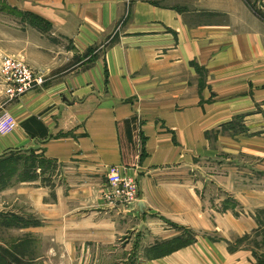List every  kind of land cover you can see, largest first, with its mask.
I'll return each instance as SVG.
<instances>
[{"label":"crops","instance_id":"obj_1","mask_svg":"<svg viewBox=\"0 0 264 264\" xmlns=\"http://www.w3.org/2000/svg\"><path fill=\"white\" fill-rule=\"evenodd\" d=\"M236 9L249 20L208 21L223 0L194 13L0 0V62L46 77L14 102L0 86V117L17 123L0 157L48 161L13 182L9 203L39 222L25 230L50 242L54 264H264V22ZM112 166L138 179L136 204L104 198Z\"/></svg>","mask_w":264,"mask_h":264},{"label":"rangeland","instance_id":"obj_2","mask_svg":"<svg viewBox=\"0 0 264 264\" xmlns=\"http://www.w3.org/2000/svg\"><path fill=\"white\" fill-rule=\"evenodd\" d=\"M151 2L158 6H179L191 10L193 13L199 9L206 7H215L216 2L219 0H143ZM237 0H223L225 7L224 12H206L204 15L208 21L212 22H231V20H249L244 16V13L240 9L234 11L228 10L233 6ZM247 7V13L250 17L264 22V0H240ZM134 0H125L127 11L132 7ZM212 5V6H211ZM209 10V9H208ZM129 16L126 15L120 19L116 25L115 33L126 23ZM108 39V38H107ZM113 37H110L107 46L110 44ZM240 126L235 125V127ZM243 130L242 127L239 129ZM225 157V160L221 162L225 164H231V161ZM216 161H220L216 159ZM37 167H48V161L40 156L36 155H15L14 153H6L0 157V253L6 256L7 264H45L47 255L51 256L54 264L53 255L48 251L50 242L44 240L39 234L34 235L27 232L25 229L38 225V221L30 218L24 219L20 214L23 209L16 208L18 215L13 214V208L10 205L11 196L9 188L13 185V182L19 179L28 178L34 172ZM37 170V169H36ZM35 170V171H36ZM210 171V170H209ZM13 200V198H12ZM232 203H229L225 208H229ZM197 233L191 231H184L182 236L185 241L195 240ZM182 241V242H185ZM49 264H52L49 262Z\"/></svg>","mask_w":264,"mask_h":264},{"label":"built area","instance_id":"obj_3","mask_svg":"<svg viewBox=\"0 0 264 264\" xmlns=\"http://www.w3.org/2000/svg\"><path fill=\"white\" fill-rule=\"evenodd\" d=\"M46 77L36 73L22 58L4 56L0 62V86L7 102L21 99L30 91L42 87ZM17 126L15 119L5 113L0 117V134L11 133ZM38 171H40L38 169ZM140 195L138 179L125 175L117 166H112L107 174L104 198L113 205L125 207L137 203Z\"/></svg>","mask_w":264,"mask_h":264},{"label":"trees","instance_id":"obj_4","mask_svg":"<svg viewBox=\"0 0 264 264\" xmlns=\"http://www.w3.org/2000/svg\"><path fill=\"white\" fill-rule=\"evenodd\" d=\"M116 38L117 36H115L110 44H114L115 41H116ZM97 49V48H96ZM95 48H90L87 50L86 54L84 55V58H88L87 60V63L88 64H91L92 62L95 61V59L97 58L96 54L93 55V53L96 51ZM88 66V65H87ZM192 241H185V242H182L181 239H177V242H176V247H181V246H184V245H187L189 243H191ZM0 264H7V259H6V256L3 254V253H0Z\"/></svg>","mask_w":264,"mask_h":264}]
</instances>
